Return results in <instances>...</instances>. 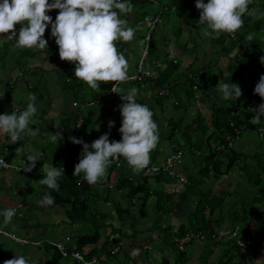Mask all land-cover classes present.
Returning <instances> with one entry per match:
<instances>
[{
	"label": "crops",
	"instance_id": "0c3cea01",
	"mask_svg": "<svg viewBox=\"0 0 264 264\" xmlns=\"http://www.w3.org/2000/svg\"><path fill=\"white\" fill-rule=\"evenodd\" d=\"M147 2L150 5L152 4L153 7L159 9L158 13H154L158 15L159 18L154 31H157L156 36H161L164 40L163 42L166 43V46L165 44L159 43V50L155 53L154 57L152 58L153 60L148 61V59L145 58L144 67L154 70L156 65H160L161 68L164 65L159 61V57L162 54L173 53V56L175 54L177 56H181L180 52L183 51H179L178 49L180 48L176 47L186 45L188 34L187 28L185 29L183 26L181 27V31L179 32L178 36L175 38L174 33L170 31L169 24L165 23L164 21L161 22L159 17L161 12L165 11V7L159 4L156 0H147ZM49 3H52V0H49ZM135 9L133 7L131 13L121 16L122 19L127 21L128 26L132 28H136V26H138V24H133V19H131L132 14L139 12L138 8ZM258 11H264V5ZM47 15L52 17V21L55 22V18L58 15V10L50 11L47 13ZM151 15L153 14H146V16ZM248 18L250 19L249 24H253V22L256 20L252 17ZM138 23L139 26L137 28H140V26L143 24H141V21ZM160 24L163 25V28L166 32L162 31V26H160ZM182 25V23H178V26ZM19 28L20 26L17 25V34L19 32ZM136 29L134 30L136 31ZM236 34H242V36L245 35L243 38L245 41L248 34H252L254 36L255 33L249 29H244L241 27L234 33V36ZM193 35H195V32ZM43 38L47 41V48L43 50L35 47L29 49L31 52H34V54L33 59H30L27 62L28 72L26 74H21L16 66L11 62H7L6 66L0 69V103L2 101L8 100L13 112L18 114L24 111L27 107V104L32 103V101L29 100V94L27 92L28 85L30 86V83L34 82L35 80L39 81V83H37L39 85L42 98L37 104H35L37 107V113L32 118L29 127L38 130L37 136L41 137L42 146L46 147L51 142H54L59 146L56 150L53 148H50L49 150L51 153H58L57 159L61 157L64 150L62 143L63 140H61L63 132L61 119H71V125L72 118L75 115L80 114V116L83 115L87 119L84 127L86 132L91 133L96 137H100L105 133H116L121 136V133L119 132V129L122 126V116L119 110L120 106L122 105V102L119 100L120 95L126 94V92L131 88H136L138 89L136 99L144 101L149 106H153L152 99L155 97L157 89L151 84L144 85V87L141 88H137L136 86L130 84H120L116 93L113 95L105 93L109 89L112 82L102 83L97 89H92L90 86L85 85L84 88L78 89L77 94H74L72 97L70 93H66L64 91L61 85L64 81L68 80L69 77H74L73 79L76 80V77L74 76L75 64L61 61L59 58L58 46L55 43V39L51 36V25H49L46 29ZM197 38L199 39V37ZM6 39V35H0V41ZM228 39L231 41L232 38L228 37ZM214 40V34L209 36V41H212L211 43L213 45L210 47L202 46L201 52L194 54L191 59L197 58L199 56H204L205 58L207 52L212 50L217 51L218 49L214 46ZM133 41L134 37L127 42L119 40L115 42L117 50L120 51V53L128 62V73H132L133 69L135 71L136 65L141 58V54L140 57L137 58V55L134 56L133 51L131 50ZM228 45L230 47V42ZM190 48L191 47H189V49ZM232 48L226 58L223 59L225 61L219 60L220 68H225L228 59L232 58L240 47L234 46ZM190 51H192V49H190ZM183 56L184 57L182 58H186L185 55ZM133 60L136 61L135 64ZM185 60L189 62L191 61L190 58L189 60ZM225 75L227 77V74ZM217 85L218 83L215 84V87L211 86L212 88H209L205 92L206 96H203L202 98L201 96L199 98L197 97V101L187 106L184 112L181 110L177 111L174 105L170 102L162 104L161 110L159 108L155 109L157 116L156 119H160L159 122L157 121L156 125H159L160 123L161 125L165 126L166 120L171 119L180 123L182 122L180 127V129H182L191 118L200 114L204 116L206 122L208 123L210 120V108L212 105L218 104L222 101L221 94L216 89ZM176 91L177 88L174 90V92ZM99 93H104L106 96L98 101H94L93 95H97ZM81 98L85 101L91 99L92 103L90 105L84 106L82 109L73 107L72 103H77V105L81 104ZM100 101H102V104H99ZM253 115L254 114L252 113L251 116L253 117ZM161 118H163L162 121ZM109 122L114 123V126L111 129L108 127ZM244 133H252V131L247 130ZM53 135L56 136L55 141L52 140ZM163 135L164 130L161 128V131H158V143L156 147L149 153V162L145 166L149 164H159L163 157L167 154V151H169L171 145L180 146L183 144L181 131L176 133L171 145L168 142H164L162 140ZM243 135L234 142L237 145V149L234 148L235 144H233L235 152L239 153L241 157L239 163L242 162L243 159L247 161V159L254 153L259 152L264 154V138L259 139L257 136H255V139H253L251 135L254 134L247 135L245 137ZM30 140L32 139L26 131L21 134V139L16 144H11L9 136L0 134V151L5 154L7 159L4 158L5 156L2 154L0 157L3 158L8 164L19 167L20 169L16 170V172H21L25 176H28V178L36 180L32 171H23L25 164L29 163L27 162L28 153H23V150L18 154L16 153L17 148L22 149L23 146L26 148ZM33 143L34 142H32V144ZM51 145L54 144L52 143ZM49 159H51V163L43 161V163L40 164L39 170L43 174H45L47 168L52 167L51 165L53 157ZM186 160H188V156L185 155L184 162H186ZM119 169L120 168L118 164H116V166L108 174H105V176L99 180L101 181V184L97 183L98 185H95V187H93L90 191L88 202L89 204L92 203L94 205V208L91 210L95 211L97 215L96 217L98 218L97 224L101 225V228L99 230L100 238L97 243L94 246L82 248L83 253L89 252L93 247L96 249L94 252H91L89 259H96L97 264H106V261H108L107 264H225L221 261V258L224 256L222 252L223 250L230 248L232 245L227 243L228 241L222 240L218 242L212 240L210 242L204 243L197 240L188 242L184 245L182 252L185 256L184 259H180L178 262H176L177 254L174 255L173 248H170L168 246V242H166V240L163 239L161 235L159 236V234L161 233V230L166 227L171 233H175L177 228L188 216L190 211V206L188 204L192 201L189 200L182 209H175L171 213L161 214L157 211V207L155 206L156 200L153 198L154 196H152L146 200V203L143 206L146 215H141L140 202L135 198L128 199L125 195V192L115 190L114 188L120 171ZM141 169L134 170L131 178L133 179L135 176H138ZM7 171L10 170L0 172ZM239 175V170H237L235 175L231 174V172H228L227 175L222 176L219 179H213L209 177L200 183L199 188L201 189L202 193H207L210 195L225 193L223 212H228L229 210L236 207L240 202H244L253 211H256L260 216L264 217V195L262 196V193L259 191V189L254 190L250 187H244ZM11 178L12 177L8 175L0 176V212L7 208H13L17 213V215L14 216V219L17 218L23 222H25L28 217L33 218V215L30 216L29 214L23 216V211H33L35 214L41 213L42 219H44L46 223L60 227V229H63L64 232H62L60 235H55L58 238L54 241H49L46 239L41 240L36 238L38 235L34 237L26 234V231H28L27 228H29L28 224L20 225L17 222L14 224L12 221L13 219L6 224L4 222V217L0 215V228L6 229L12 235L26 239L30 242L26 245H17L12 242L10 243L11 245H5L6 249H1L5 261L13 259L15 256H24L28 261V264H31L30 260L33 257L36 258L37 264H47L50 262L51 249H45L42 248V246H49L50 243H61L64 241L67 243L66 247L69 245L68 248H74V237L68 234L65 229H74L76 226H80L82 224H68L63 209L58 208L61 211L57 212L55 210L57 207L53 205H42L41 201L44 195L38 181L37 187H39L41 190L40 198L34 197L25 201L28 188L25 186L20 188V186L15 184L18 181H22L23 178L21 176L18 178L16 177L15 180L13 178L12 180ZM109 184L113 185L112 189L107 188V185ZM148 186H150V188L153 190L155 188V183L149 181ZM261 186L264 187V177L262 178ZM161 188H163L165 193H169L176 192L180 187L176 183H171L163 184L161 185ZM258 196H262L260 200L254 199ZM133 205H137L136 209L133 208ZM49 213L52 215H49ZM98 214H101V216L99 217ZM18 215H20V217H18ZM165 215L167 216L164 217ZM156 221H159L160 223L157 225L154 223ZM38 226L39 225L33 226L32 231H37L36 229ZM244 227V232L246 231L248 234L245 232L246 235L242 236L240 241L242 243L244 242L245 247L241 250L238 249V254L235 255L236 257L233 256L234 258H231L229 263L226 264H256L257 260L264 259V236H260L259 238L252 236V233L255 232V226L253 222H248ZM81 229L84 230L85 227L82 225ZM215 231L220 234L226 232L218 229ZM116 237H118L117 239L122 238V240L119 241L114 239ZM115 240L117 241L115 242ZM1 245L2 244H0V248ZM30 245H32L34 248L41 247L43 251H35V253L33 252L35 249H33V251H29L28 246ZM116 247L117 250L113 253H110ZM106 252H108L109 255H107ZM119 252L123 253L120 256L122 258H118L117 254ZM33 253L34 255H32ZM111 257L113 258L111 259ZM61 260H65L62 264H74L71 259L62 257L61 259H57L55 264H61Z\"/></svg>",
	"mask_w": 264,
	"mask_h": 264
},
{
	"label": "trees",
	"instance_id": "16d2710c",
	"mask_svg": "<svg viewBox=\"0 0 264 264\" xmlns=\"http://www.w3.org/2000/svg\"><path fill=\"white\" fill-rule=\"evenodd\" d=\"M166 1H168V3L162 5L165 7V11H162L159 15L160 20L162 19V21L169 24V19L172 18L177 20L179 24H183L182 26L177 25L176 31L173 32L175 38L178 36L181 31V27L183 26V28H187L188 36L192 32L194 33V30L199 31V29H204L206 27L205 25L198 24L200 12L195 7L196 0ZM127 2H129L134 9H139V12L131 15V19H133V24L135 25L138 24V22H140L146 14L148 15L149 13H152L153 15L151 16H154L156 15L154 13H158L159 11V9L153 7L152 4L150 5L147 0H127ZM204 2L207 3V0H204ZM148 5L150 9L147 7ZM263 5L264 0H252L249 5V9L255 8L259 10ZM152 10L153 12H151ZM138 15L139 18H137ZM248 17L249 16L247 14L242 17L244 21L242 28L250 30L248 25L250 19ZM250 25L252 28L250 31L255 33L254 39L251 43L247 40L244 41L243 38L245 35L242 36V34H236L234 36L233 34L232 37H230L232 38L231 41L229 39L231 47L228 48L226 45L229 42L224 45L222 42L225 38L228 39V33H222L219 36H215L214 46L218 50L209 51L207 54L217 53L220 55L222 53L224 56H227L230 50L233 49L232 47H240L236 54L232 58L228 59L227 65L223 68L224 70L219 68V61L216 59H210L205 62L204 56H202L203 58L199 64L197 62L198 58L191 59L194 53L191 54L190 49H195V47H197V43L193 42L190 44L188 39L186 45L176 47L180 48L178 49L179 51H183L180 52L181 56H177L176 54L173 56V53L171 54L168 52L169 54H162L159 57V61L164 65L162 68L158 67L155 68L156 70L154 69V71H156L154 77L143 79L141 83H127L134 85L137 88L151 84L157 89L155 97L152 99L153 106H149L144 101L136 99L138 103L149 107L153 113L152 119L155 123L160 120L156 119L157 116L155 109H162L163 99H166V101L168 99V102L173 104L177 111L181 110L184 112L187 106L197 101V97L199 98L201 96L202 98L203 96H206L205 92L209 88L215 87V84L219 82L236 84L242 90V95L238 100L222 99L220 103L212 105L210 108V120L208 123L206 122L204 116L200 114L191 118L182 129H180L182 122L180 123L171 119L166 120L165 126L160 123L157 125L158 131L161 128L164 130L162 140L164 142H168L170 145L173 143L176 133L179 131L182 133L183 144L180 146L174 145L170 147L167 153L172 150L182 151V163L180 166L174 167V170L179 176L184 178V183H177L165 174H159L151 179L143 178L139 180L138 176H135L132 179L131 176L134 169L128 165L127 161L123 157L113 158L106 170V174H108L116 166V164H118L120 171L114 188L115 190L125 192L128 199H137L140 202L141 215H146L143 206L145 205L146 200L152 196L156 197L157 200L155 202V206L157 207V211L161 214L171 213L173 210L179 209L181 206L187 204L191 198H194L195 201L193 200L194 202L192 203L193 207L186 217V224L180 225L175 233H171L166 227L161 230V233L159 234V236L161 235L162 238L168 242V246L170 248L177 251L176 262L180 259H184L185 256L184 253H182L183 251L178 250V247L174 242V238H179L187 233L197 234L198 237H202V240L191 239L189 242L193 240H197L202 243L210 242L213 240L212 237L215 236H219V240L216 242L220 240L228 241L227 243L232 246L223 250L222 253L224 256L221 258L222 263H229V260L238 254L239 248L235 244V240L226 239V237L232 233L234 228L237 229L236 239L240 240L242 239V236H245L247 233L246 231V233L244 232V226L248 222H253L255 232L252 233V236L255 238L257 236H264L263 216H260L256 211H253L244 202H240L236 207L228 212H223L225 193L210 195L202 193L199 188L200 183L203 180L209 177L219 179L220 177L227 175L230 169L236 167L237 170H239V177L243 186L253 188L254 190L259 189L262 196L264 195V187L261 186L262 178L264 177V154L259 152L254 153L247 159V161L243 159V161L239 163L241 158L240 154L236 153L233 148L234 142L237 141L243 134H254L259 139L264 138V133L261 136H259L258 133V131L264 132V117H262L261 123L258 125H251L249 123L253 113L251 109L258 108L261 103H264V100L254 94V89L259 82L260 77L264 75V64L261 63V57H264V17L257 18L253 24ZM160 26H162V31H165L163 25L160 24ZM156 33L157 31L151 35L148 53L146 56L148 61L153 60L152 58L159 50V43L165 44L166 46V43L163 42V38L161 36H156ZM188 43L191 48H188L187 50L186 47ZM14 45L15 40L9 41L6 39L0 41V69L5 67L7 62H11L16 66L21 74H26L28 72L27 62L28 60L33 59L34 52H31L29 49H17ZM183 55H185L186 58H182L184 57ZM189 58L191 60L190 62L185 60H189ZM225 74H227V77ZM73 78L74 77H69V79L64 81L61 85L64 91L66 93H70L72 97L74 94H77L78 89L84 88L85 85H87L77 78H75L76 80ZM37 82L39 83V81L36 80L31 82L30 86L28 85L27 88L29 100L30 96L35 95V104H37L42 98ZM179 86L184 88L180 89L178 88ZM176 88L179 90L174 92ZM162 89L167 91V94L164 96H161L158 93V91ZM107 91L105 92L106 94ZM193 91H199V94L196 95ZM93 96V100L98 101L106 95L104 93H99ZM119 100L123 103L121 97ZM80 101L83 105H90L92 103L91 99L85 101L81 98ZM75 104L77 105V103ZM6 113H13L8 100L0 103V115ZM78 119H80V126L77 128L78 131L75 139H80L84 143L91 145L92 142L99 138L84 130L87 122L85 116H80V114L75 115L72 118L71 125V119H61L63 130L61 140H63L62 143L64 146L63 155L66 156L68 165H64L62 157L57 159V164L55 165L56 167L64 165V174L57 181L59 184L58 190H50L47 186L41 184L39 185L44 196L50 195L54 198V203L52 205L64 210V215L68 224L80 223L87 228L86 222L91 223L90 233L86 232L78 234L73 238L74 250L82 253L85 260H88L91 252H94L96 249L93 247L89 252L83 253L82 248L94 246L97 243L100 238L99 230L101 225L96 223L98 220L96 217L97 215L95 211L89 209L88 202L90 191L98 184L89 185L82 179V176H73L75 165L79 163L83 150L81 145L74 144L72 142V135L76 129L75 125ZM162 120L163 118H161V121ZM233 129L237 130L236 139L232 141L231 145L227 146L225 137L227 135L234 136L235 133ZM247 130L252 131V133H244ZM121 138L122 136H119L116 133L109 134L110 142H119ZM220 145L223 146L222 149H218ZM1 152L2 151H0V155L2 154ZM185 155L188 156V160H186V162H184ZM4 158L7 159L6 156ZM16 168L17 170L20 169L19 167ZM39 168L40 164L36 162V167L32 170V172L37 181L44 177V174L40 172ZM8 170H11V168ZM149 181L155 183V188L153 190L150 186H148ZM134 183L137 184L134 185ZM171 183L178 184L180 188L176 192L165 193L163 188H161V185ZM158 188L163 191L162 194L165 195L166 198L169 196L172 198L170 202L165 199L159 200L158 192L160 191ZM262 196L255 197L254 199L260 200ZM188 205L191 206V202ZM98 216L100 217L101 214H98ZM216 229L226 232L220 234L215 231ZM240 230H242V232ZM42 248L51 249V257L49 260L50 264H55L57 259H61L59 253L54 247L44 245ZM106 254L109 255L108 252H106ZM4 261L5 259L0 248V264H4Z\"/></svg>",
	"mask_w": 264,
	"mask_h": 264
},
{
	"label": "clouds",
	"instance_id": "9594fccd",
	"mask_svg": "<svg viewBox=\"0 0 264 264\" xmlns=\"http://www.w3.org/2000/svg\"><path fill=\"white\" fill-rule=\"evenodd\" d=\"M251 2L252 0H207L205 3L204 0H196L195 7L200 12L198 24L206 26L202 29L204 35H233L243 26L242 17L245 14L254 19L264 17V12L249 9ZM53 10H58L55 22L47 15ZM132 10L133 6L127 0H52V3L49 0H0V35H6L7 40H15L14 47L17 49L35 47L43 50L47 48V41L43 37L51 25V36L58 46L61 61L74 63V76L92 89H97L102 83L124 82L129 79L128 62L118 53L115 42H127L134 37V28L121 18ZM17 25L20 26L18 34ZM253 39L252 34L246 36L249 43ZM261 63L264 64V57H261ZM216 89L224 100H238L242 95L241 88L236 84L219 82ZM137 94L138 89L131 88L126 94L120 95L123 103L119 109L122 116V126L119 129L122 138L119 142H110L108 133L91 145L72 138V142L81 145L83 149L73 176H82L89 185L101 184L99 180L105 176L113 158L123 157L134 170L143 168L149 162V153L158 143V127L149 107L137 102ZM254 94L264 100V75L260 77ZM30 100L33 102L28 103L22 112L0 115V134L9 136L11 144H16L26 130L33 137L38 134V130L29 128L37 113L35 95L30 96ZM251 111L254 115L249 123L260 124L264 117V103ZM113 126L114 123L109 122V129ZM55 139L56 136L53 135L52 140ZM21 151V148L16 149L17 154ZM63 156L65 155L62 153V159ZM37 161L36 155H28L29 163L25 164L23 171L31 172ZM4 164L5 161L0 160V165ZM59 167L47 168L38 183L50 190H58L57 181L64 174V169ZM111 186L110 189L113 188ZM53 203L54 198L50 195H45L41 201L45 206ZM15 214L13 208L0 212L6 224ZM67 249L70 250L68 247ZM4 264H28V261L24 256H15L4 261ZM256 264H264V259L257 260Z\"/></svg>",
	"mask_w": 264,
	"mask_h": 264
},
{
	"label": "rangeland",
	"instance_id": "374dc122",
	"mask_svg": "<svg viewBox=\"0 0 264 264\" xmlns=\"http://www.w3.org/2000/svg\"><path fill=\"white\" fill-rule=\"evenodd\" d=\"M159 4H161V5H164V4H167L168 3V1H166V0H156ZM147 7H149V5L147 6ZM149 9H150V7H149ZM153 9V8H152ZM151 12H153V10L151 11ZM262 12H264V11H262ZM137 18H139V15L137 16ZM161 22H162V19H161ZM160 23V22H159ZM177 25H178V22H177V20H175V19H169V28H170V31L173 33V32H175L176 31V28H177ZM248 25H249V27H250V30H252V28H251V26H250V24H249V22H248ZM138 26H139V23H138ZM138 26H136V28L138 27ZM136 28H134V29H136ZM154 32H156V31H154ZM154 32H152V33H154ZM194 32H195V35H193V33H191L189 36H188V39H189V43L191 44V43H193V42H196L197 43V47H195V49H193L192 51H190L191 52V54H196L198 51H199V53L201 52V50H202V46H204V47H207V46H212L213 44L211 43L212 41H209V36H205L204 35V33H203V31H202V29H199V31L198 30H194ZM253 32V31H252ZM144 33H145V29H144V27H143V25L142 26H140V28H137L136 29V31H135V33H134V41H133V46L131 47V50L133 51V54H134V56L135 55H137V58L138 57H140V54H141V51H142V49H143V46H144V43H143V41H142V38H143V35H144ZM152 33H151V35H152ZM197 35H198V37H199V39L197 38ZM215 35V34H214ZM223 45L224 44H226L227 42H230L229 41V39H227V38H225L223 41ZM189 43L187 44V49L190 47V45H189ZM229 43H227V47H229V45H228ZM231 47V46H230ZM200 48V49H199ZM192 49V48H191ZM240 48H238V50H239ZM118 53H120V51L118 50ZM129 53H130V51H129ZM121 54V53H120ZM198 59H197V62H198V64L200 63V61L202 60V56H199V57H197ZM226 58V56H224V54H220V55H218L217 53L216 54H213V53H209V54H206V57L204 58L205 59V62H207V61H209L210 59H216L217 61H219V60H223V59H225ZM29 61V60H28ZM134 61V60H133ZM223 61H225V60H223ZM135 62L136 61H134V64H135ZM129 66V65H128ZM219 68H220V66H219ZM220 69H222V68H220ZM222 70H224V69H222ZM134 72V69H133V71H132V73ZM130 74V73H129ZM216 82H218V81H216ZM178 88H182L181 86H179ZM177 88V90H179ZM184 88V87H183ZM182 88V89H183ZM193 93L194 94H196V95H198L199 94V91H193ZM168 102V99H167V101H166V99H163V104H165V103H167ZM99 104H102V101H100L99 102ZM78 105H80V104H78ZM252 125V124H251ZM30 129H33V130H36L35 128H31V127H29ZM159 131H161V129H159ZM26 132H27V130H26ZM27 134H29L28 132H27ZM30 135V134H29ZM249 135H251V134H249ZM244 137L245 136H247V134H244L243 135ZM30 137H31V139L32 140H30L29 142H28V146L25 148V146H23L22 147V150H23V153H28L27 154V156L28 155H37V157H38V164H42L43 163V161H47V162H50L51 163V159H49V158H51V157H53V161H52V167H55V165H56V162H57V154H54L55 152H50L49 150H50V148H53L54 150H56L59 146L57 145V144H55L54 142H51L50 144H48L46 147H44V146H42V139H41V137L40 136H31L30 135ZM251 137L253 138V139H255V135H251ZM32 142H34L33 144H32ZM54 144V145H51V144ZM235 144V143H234ZM45 145V144H44ZM234 148L235 149H237V145L235 144V146H234ZM26 149H27V152H26ZM2 153V155L3 156H5V154H3V152H1ZM36 153V154H35ZM52 154H54V155H52ZM0 171H5V170H2V169H0ZM229 172H231V174H233V175H235L236 173H237V168L236 167H233L232 169H230V171ZM4 175H8V176H10V177H12L14 180L16 179V177L18 178V177H22L23 179H22V181H18L17 183H15L16 185H18V186H20V188H23L24 186L25 187H27L28 188V193H27V195L25 196V201H27V200H30L31 198H34V197H37V198H40V195H41V190L39 189V187H37V180H32V179H30V178H28V176H25L24 174H22L21 172H16V171H14L12 168H11V170L10 171H7V172H0V176H4ZM11 178V179H12ZM240 178V177H239ZM12 179V180H13ZM13 187V186H12ZM159 189V188H158ZM13 190V189H12ZM159 191L160 192H158V197H159V200H168L169 202L171 201V197L169 196L168 198H166L165 197V195H163L162 194V192L163 191H161L160 189H159ZM153 198H155V200H157L156 199V197L154 196ZM194 200V198H191V206H190V210H191V208L193 207V205H192V203L195 201H193ZM159 203H160V201H159ZM136 207H137V205H133V208L134 209H136ZM92 208H94V205L92 204V203H90L89 204V209L91 210ZM183 208V206H181L179 209H182ZM19 210V209H18ZM57 212L58 211H61L60 209H58V208H56L55 209ZM20 212H22V211H20ZM16 213V212H15ZM30 215V216H32L33 215V218H29L28 217V219L25 221V222H23V221H20L19 219H17V218H15L16 219V221H15V219H14V217L12 218L13 220V223L14 224H16V222L18 223V224H28L29 225V228H27L28 229V231H26V234H28V235H31V236H37L36 238H39V239H41V240H44V239H46V240H49V241H54L55 239H57L58 237L57 236H55V235H60L62 232H64V230L63 229H60V227H57V226H53V225H50L49 223H46L45 222V220L44 219H42V215H41V213H38V214H35L33 211H23L22 212V215L24 216H26V215ZM15 215H17V213L15 214ZM49 215H52L51 213H49ZM167 215H165L164 217H166ZM18 217H20V215H18ZM48 217V216H47ZM46 217V218H47ZM25 218V217H24ZM49 219V218H48ZM96 223H97V221H96ZM155 224H159L160 222L159 221H156V222H154ZM78 224H80V223H78ZM91 223H88V222H86V226H87V228L85 227V229L83 230V229H81L82 228V225H80V226H76L74 229H78V230H74V229H65L66 231H67V233L68 234H70L72 237H75L76 235H78V234H81V233H83V232H88V233H90V231H91V229H90V227H91V225H90ZM183 224H186V219L181 223V225H183ZM19 225V226H20ZM36 225H39L38 226V228L36 229L37 231H32V228H33V226H36ZM66 227V226H65ZM31 232H30V231ZM241 232H242V230H240ZM258 237V236H257ZM118 237H116V238H114V239H117ZM259 238V237H258ZM117 240H119V241H121L122 240V238H119V239H117ZM117 240H115V242L117 241ZM0 243H2V245H1V249L3 250V249H6V246L5 245H11L10 244V242L9 241H6L5 239H3V238H0ZM122 243V242H121ZM62 244L63 245H66L67 243H65L64 241H62ZM243 244H244V242H243ZM69 246V245H68ZM71 247V246H70ZM244 247H245V245H244ZM33 249H35L34 251H33ZM28 250L29 251H33L34 253H35V251H39V252H42L43 251V249L40 247V248H34L32 245H30V246H28ZM34 253L32 254V255H34ZM37 253V252H36ZM173 253H174V255H176L177 254V251L176 250H173ZM123 253L122 252H119L117 255H118V258H122V257H120L121 255H122ZM117 255H116V258H117ZM108 257H110V256H108ZM113 257H111V259H112ZM64 261L65 260H61L60 262H61V264L62 263H64ZM30 262H31V264H37L36 263V258L35 257H33L31 260H30ZM50 263V262H49ZM49 263H47V264H49ZM108 263V261H106V264ZM100 264H103V263H100ZM226 264V263H225Z\"/></svg>",
	"mask_w": 264,
	"mask_h": 264
},
{
	"label": "built area",
	"instance_id": "2783aa9c",
	"mask_svg": "<svg viewBox=\"0 0 264 264\" xmlns=\"http://www.w3.org/2000/svg\"><path fill=\"white\" fill-rule=\"evenodd\" d=\"M158 20H159L158 15L144 16L142 18L141 24H143L145 27V33H144L143 38H142L144 46H143V49L141 51V58L139 59L137 65H136L135 71L133 73L128 74L129 79L124 81V82H112V84L110 85V87L107 91V94H114L117 91V88L119 87L120 84L141 83V81L143 79H149V78H152L155 76L156 71H154L153 69L145 68L144 62H145V58H146L147 53H148V46H149V42H150L151 33L156 28ZM229 37H232V34H229ZM158 67H160V65H156V68H158ZM158 93H159V95L164 96L167 94V91L162 89V90L158 91ZM72 106L82 109L86 105L85 104L84 105L83 104L76 105L75 103H72ZM79 126H80V119H78L76 122V125H75L76 129L72 135L73 138H75L77 136V131H78L77 128H79ZM233 130L235 133L234 136H231V135L228 136L227 135L225 137V140L227 142V146L231 145L232 141H234L236 139L237 130H235V129H233ZM258 133H259V136H261L264 132L258 131ZM171 147H172V145H171ZM222 148H223L222 145H220L218 147V149H222ZM182 158H183L182 151L172 150V151L167 153V155L163 158V160H161V162L159 164H149V165L143 167L139 172L138 179L139 180H141L143 178H145V179L150 178L151 179V178H153L159 174H165L170 179L175 180L177 183H180V184L184 183V178L182 176H179L174 170V167L181 165ZM0 160H3V159L0 158ZM63 160H64V165H68V160H67L66 156H63ZM5 163L6 164H4V165H0V169L8 170V169L12 168L15 171L17 170V168L14 167L13 165L8 164L6 161H5ZM61 167L63 168L62 165L59 168H61ZM137 183H134V185ZM111 187L112 186L109 184L108 188L110 189ZM236 232H237V229L234 228L232 233H230L226 237V239L235 240V244L241 250V249H243V243L240 240L236 239ZM0 237L7 239L13 243L18 244V245H26L29 243V241H27L26 239L17 238L14 235H12L9 231L3 230V229H0ZM212 238L215 241L219 240V236H215ZM191 239L202 240V237L201 236L198 237L197 234L187 233V234H185L179 238H174V242L176 243L178 250L183 251L184 245L186 243H188ZM33 244H36V243H33ZM50 245H52L57 250V252L60 254V256L62 258H70L71 260H73L77 264H97L96 259L85 260L82 253L74 250V248H69L70 250H68L67 249L68 246L66 247V245L62 244V242L61 243H56V242L50 243ZM116 250H117V247L114 248L113 251H111L110 253H113Z\"/></svg>",
	"mask_w": 264,
	"mask_h": 264
}]
</instances>
